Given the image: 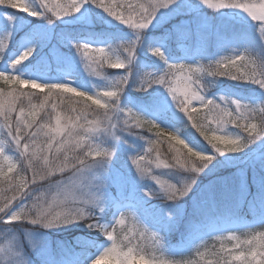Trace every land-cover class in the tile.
Wrapping results in <instances>:
<instances>
[{
  "label": "snow or ice",
  "instance_id": "obj_1",
  "mask_svg": "<svg viewBox=\"0 0 264 264\" xmlns=\"http://www.w3.org/2000/svg\"><path fill=\"white\" fill-rule=\"evenodd\" d=\"M180 0H39V7H34L29 0H0V9H3L5 21L11 22L18 14L26 17L39 19L43 17L48 24L62 17L70 16L80 12L81 8L94 7L101 10L107 17L124 25L132 30L136 39L119 45L123 56L118 55L114 49L109 47L96 46L91 43H74L72 46L81 56L84 63L91 68L92 72L100 76L105 65L112 69H124L125 72L119 75L115 83L104 89L89 94L78 90L67 82L41 83L35 79L22 78L20 75L8 71L21 65L33 53L32 47L25 48L19 55L12 58L5 53L8 47L9 35L0 38V58H6L9 62L5 70L0 71V84L7 86L0 88V133L5 139L0 140V229L13 233L11 240L0 245V253L7 251V257L11 264H26V259L19 250L18 236L16 230L27 224L36 223L38 217L47 216L48 223L44 227H51L61 217L67 216L70 219L65 223H74L83 220V208H76L80 212L77 217L70 209L61 207L71 200L74 205L84 203L99 205L101 211L105 209L102 193H97L91 182L85 183L84 173L88 170V161H102L112 153L108 148L100 145H91L92 137L101 131H107L115 139V131L127 129L144 130L154 132V139H148V146L142 153L130 156L132 166L136 173L143 174L146 169L145 163L157 169H183L190 173V178L183 183V190L177 192V186L157 176L152 175L151 180L155 181L161 188H167L179 197L185 196L195 183L196 175L212 161L213 155L202 150H194L185 139L174 135L172 131L162 128L152 119H147L131 108L117 109L120 94L129 83V67L136 59V49L144 30L148 29L158 14L165 10L166 13H174L179 6ZM188 0H185L187 3ZM199 2L211 10L239 9L247 14L252 21L258 22L261 39L264 40V0H199ZM16 10V11H9ZM164 15H160V20ZM147 50L165 65L159 74L145 72L140 80L136 91H146L148 88L158 85L163 88L170 97L175 108L183 114L188 126L194 129L199 137L212 145L214 153H234L240 151L253 139L264 136V124L252 122L255 113L259 110L264 115V104L251 106L234 99H225L221 96L220 102L206 97L208 85L204 83L206 78L225 77L234 81L251 82L264 89V64L258 61L247 50L235 54L220 56L207 65L195 62H169L159 42L149 44ZM23 86L39 92H27ZM71 93L72 97H65L64 94ZM42 94L38 103H33V97ZM75 106L65 110L61 105L64 99L73 102ZM61 100V104L57 100ZM27 101V103H25ZM123 115L119 125L112 120L113 110ZM241 130L245 133L247 140L239 136L225 135L221 131L215 134L208 132V126L223 124ZM144 139V137H141ZM17 155L11 156L5 150V144ZM166 144L174 156L169 162L161 155L160 145ZM220 144L222 147L216 148ZM75 145L79 151L84 147L83 156L76 161V171L72 165L56 169L49 177L38 176L31 168L30 162L26 159L34 153H46L51 156L56 152L63 151L65 146ZM187 145V148L184 147ZM14 146V147H13ZM155 153V155H153ZM187 157V159H186ZM200 161V167L192 164L191 158ZM175 166L174 168L172 166ZM51 177H60L58 185L60 189L53 193L45 205L35 208L38 199L44 197L36 196L39 188L48 183ZM81 189L82 194H77ZM86 189V190H85ZM151 196V193H145ZM86 197V199H84ZM55 208V211H52ZM52 215L49 216V213ZM35 213V215L33 214ZM140 222L135 213L128 210L119 211L113 221L106 225L97 222L89 224V228H95L99 232H105L106 239L110 246L104 248L99 260L113 258L116 264H136L137 258L143 264H169L163 259V255H155L145 259L140 254L143 251L139 242L133 244L139 235L141 238L148 233L147 227L142 231L129 220ZM29 231L24 230L25 239ZM123 233L121 238L120 234ZM156 245L161 247V237L157 232L150 233ZM232 241H237L232 249L224 248L210 255L219 259H209L208 253L200 252L197 247L198 260L192 264H264V232L250 234L248 239L239 241L235 235L227 236ZM220 239L221 237H217ZM17 241L15 246L13 242ZM119 241V242H118ZM126 242V243H125ZM28 243L32 244L31 240ZM121 245L126 247L123 250ZM139 249V250H138ZM79 264V262H74Z\"/></svg>",
  "mask_w": 264,
  "mask_h": 264
},
{
  "label": "rangeland",
  "instance_id": "obj_2",
  "mask_svg": "<svg viewBox=\"0 0 264 264\" xmlns=\"http://www.w3.org/2000/svg\"><path fill=\"white\" fill-rule=\"evenodd\" d=\"M33 6L38 8L39 3L38 5L34 4ZM20 15L24 16L23 14ZM160 15H164L163 20H160ZM177 17H180L177 22L178 24L175 23L177 24L176 26H170L174 32H168L166 30V33L161 40H159L157 35L153 37V32L161 29L167 22L174 21V19ZM26 18L31 19L32 17ZM43 19V17L39 18V20ZM56 21L60 22L62 26L66 24H76L86 27L101 26L103 29L113 31L115 32L114 34H118L120 36V41L111 42L94 40L91 38L79 39L76 41L72 39H59L61 37L62 28L61 26H57L55 23L48 24L45 21H41L39 24H30V22L25 24L19 17H16L15 20L8 22L5 21L3 14L0 12V26L7 28L9 41L12 42V45L13 43L16 44V48L14 50L10 48L7 55L14 58L25 48L32 47L34 51L31 56L33 58H37L38 64H45L44 67L48 68L47 70H39L40 72L35 74H21L20 76L22 78L35 79L41 83L67 82L71 86L76 87L78 90L85 91L89 94H95L105 87L113 85L116 78L119 75L124 74V69H114L117 73L115 79L99 81L97 75H95L91 68H89L86 63H84L83 59L72 45L78 42H87L96 46L109 47L110 49H114L118 55L123 56L119 45L136 39V36L132 30L112 20L110 17H107L106 14H104L101 10L94 7H82L80 12L56 19ZM27 26H33L28 34H26L27 36H24V34H19L21 28L24 29ZM229 28L235 30L234 32H236L238 38H236L234 34L228 38L224 35V31ZM260 36L261 33L259 23L252 21L251 18L248 17L247 14L242 10H211L202 5L199 0H188L187 3H185V0H180L179 6L176 8L174 13H166L165 10H162V12L158 14L157 20L154 21L148 29L143 31L140 41L137 45L136 59L131 65L137 66L142 71L143 75L145 72H151L153 74H159L161 72L156 70L152 71L154 66L150 63V61L154 60L152 54L147 50L149 44H154V41H152L154 39L159 40V46L162 47L163 51L166 49V52L169 48V41L178 42L175 47H177L185 56L184 58L179 59L170 56L167 58L169 62L191 63L199 60L200 63L207 65L209 61H214L220 56H227L247 50L248 53H250L258 61V63L264 64V40H262ZM57 39L59 43L64 42L63 48L66 51H62V49H59L53 45V42ZM165 43H167V47H165ZM8 62L9 61L7 59L3 61L0 58V71L5 70ZM105 67H107V65H105ZM164 67L165 65L163 64L162 70ZM20 68V65H18L15 69L9 68L8 71L13 72L17 70L19 72ZM13 73L17 74L15 72ZM225 80L232 86L243 87V89L246 91L248 90L249 92L255 91L254 97L250 100H244L243 98L239 97L233 98L224 91L212 96H209L206 91V97L214 99L217 102H220L219 98L223 96L225 99L238 100L241 103L251 106L264 104V89L260 88L258 85L251 82L234 81L228 78H225ZM23 90L27 92H39V90L30 89L27 86H23ZM145 92L146 93L144 97H148L152 100L156 99V103L159 106L161 105L167 108V110L175 107L170 97L167 96L166 91L160 86L154 85L148 88ZM130 93L134 96H138L136 95L137 93L134 91L133 87L128 86L126 88L125 86L123 92L120 94L119 102L117 103L112 101V103H116L117 109L131 108L137 113H146L140 104V101L134 98ZM66 95L72 96L71 93H66ZM112 114L114 117L112 119L113 122L118 124L123 114L115 109L113 110ZM252 122L259 124V110H257L255 113V119ZM121 127L123 126L121 125ZM135 130L137 129H132L130 131L118 130L116 136H119V139H115L113 135L109 134L107 131H101L92 137V141L105 148H108L109 146L110 148L114 147V153L122 150L128 152L129 155L132 153H134L132 155H136L137 153L143 152L144 149H141L140 145L145 143L143 140L136 139L137 132H135ZM137 131L139 132L141 130ZM222 133L234 137L239 136L241 139H245L246 137L245 133L232 127L231 125L225 126L222 130ZM177 135L185 139V141L189 143L190 146H193L194 150H202L207 154L212 155V149L209 147H204L201 149L192 144L184 136L179 134ZM130 143H132L131 145L133 148H129L128 144ZM165 149L168 151L167 145H165ZM5 150L7 151L6 144ZM7 153L11 156L16 155L15 153L13 154L8 151ZM111 161L113 163H117V166H112L109 163L107 166V172L101 173V178L104 181V187L102 189L103 199L104 201H108V203H110L112 213L107 221L101 223L106 225L110 224L114 217L119 214V211L124 210L125 207H127L128 210L133 211L140 222L132 221L130 218L129 223L135 224L142 231L145 229V227L148 229V233H146L143 238L138 235L137 240L133 241V244H137V242H139L140 248L143 249L140 254L144 255L145 259H148L152 255L157 257L163 255V259L167 260L169 264H192L193 261L199 259L196 252L197 247H199L200 252L209 254L207 258L219 259V257H214L210 254L218 252L222 246L227 249H232L233 245L237 242L230 241L224 243V237L235 235L239 238V241H243L248 239L252 233L264 231V229L261 228L254 230L251 229L253 228V225L249 226L248 222L245 221H233L232 223L228 224L225 222L221 226H217L216 223L213 222L212 224L217 226L214 231L209 232L207 238L204 236H199L197 238L198 243L193 247V249H191L190 252L183 249L170 251L163 246L159 248L150 235L152 231L157 233L158 231L151 229V227H149L144 222V220H142L137 215L133 204L130 201H122V195H119L122 194L124 190L131 189V192L138 196L140 192L136 190L137 187L149 184L153 186L154 189H158V185L151 179H143L145 182L141 183L142 180L138 177L130 160H119L118 158L116 159V157L112 156ZM230 167H233V169L230 170ZM155 170V167L151 169V175H153L152 173ZM133 172L134 177L133 175L128 176ZM195 175L197 180H201L202 178L204 181L198 183L195 181L188 193L180 198H186L189 196L191 203H194V205L198 207H204V210L205 208H209L206 206L213 204L214 202L215 205L213 206V209L219 206L224 207L229 203L228 198H235V208H245L249 212H254L258 206L260 211L264 210V136L253 139L251 143H247L246 146H244L238 152L214 154L213 160L207 165V167L203 168L202 171ZM154 176L166 181L165 175L163 174L157 173ZM126 181H129L127 182V186L129 188L125 189ZM109 186L115 187L119 194L111 196ZM119 196L120 198L117 200L116 198ZM145 197L148 201H152L150 197ZM218 201L219 205L217 206ZM256 202H258L259 205H254ZM231 211L232 213L234 212V210ZM170 221L173 222V224L175 223L173 218H171ZM217 228L218 230H216ZM59 230L60 228L47 230L50 232L48 235H51V233L56 234V231ZM42 232L43 231L28 233L26 240H31L32 244L35 245V247H32L29 243H27V246L29 247V258H33V256L36 254L38 256L36 250L39 251L44 249L43 252L48 254L47 248L49 244L47 243L45 237L46 235H43ZM245 233L248 234L245 235ZM82 234L83 237H81V241L89 242L86 237H89L90 235L85 233ZM101 236L106 240L107 244L98 245L94 251L88 253L86 264H90L91 259H93L96 254H98L105 247L110 246V242L106 239V237L103 235ZM120 236L122 238L123 233H121ZM217 237L221 238L218 239ZM121 247L124 251L127 250L124 245H121ZM49 259L50 257H47V260ZM54 261L52 264H57ZM63 261L64 260H62L61 263ZM30 263L31 262H27V264ZM48 264H51V262L48 261ZM136 264H139L138 258Z\"/></svg>",
  "mask_w": 264,
  "mask_h": 264
},
{
  "label": "trees",
  "instance_id": "obj_3",
  "mask_svg": "<svg viewBox=\"0 0 264 264\" xmlns=\"http://www.w3.org/2000/svg\"><path fill=\"white\" fill-rule=\"evenodd\" d=\"M36 3V0H29L32 4ZM180 17H177L174 19L172 22H176L179 20ZM55 24L58 25L55 21H53ZM34 23V21H33ZM168 23V22H167ZM65 26H76V25H65ZM95 27H89V30H87L83 35H90V36H99L102 38L110 39V40H117V37L111 34V32H108L106 30H102L103 27L98 26L95 28L94 31L98 32V34H95L94 32L92 33L91 31ZM82 33V32H81ZM234 34L236 38H238L237 34L234 33L232 30H226L225 35H231ZM131 72L129 73V85L134 88V91L137 93L135 90V87L139 86V77L141 76V71L137 66L130 65ZM114 74V70L112 68H104L103 72L101 73L100 77L103 79H106L107 77L111 76ZM208 87L207 90L209 93H214L216 91H219L220 89H224L228 92L229 95L232 97L236 96H241L243 99H248L252 94V92H249L248 90L246 91L242 87H237V86H232L229 83L226 82L224 77L220 78H206L204 81ZM0 88H6L5 85L0 84ZM251 91V90H250ZM137 95H141L140 92L137 93ZM65 96V95H64ZM68 97V96H65ZM42 98V94L38 97H33V103H38L39 99ZM77 98L73 97V102L70 103L69 100L64 99L63 104L61 107H63L65 110H69L71 107L75 106L74 101ZM27 103V101H25ZM58 104H61V100H57ZM155 102L151 101L148 103V105L153 104ZM160 111V110H159ZM161 114V113H160ZM145 117V116H144ZM161 117H163L166 122L168 121L176 131L185 137H187L192 144L195 146L203 149L204 147H209L212 149L201 137H199V134L192 129L190 126H188L186 119L183 117V114L180 113L178 110L175 111H170L166 115L161 114ZM146 118V117H145ZM134 131V130H133ZM141 137H144V139H141ZM154 132H148L147 128L144 129L143 132L137 133V138L143 140L145 143V146L147 147V141L148 139H154ZM165 145H160V151L162 157L165 155H168L170 157V153L166 151ZM14 147V146H13ZM142 147V146H141ZM129 148H133L132 145H129ZM139 148V147H138ZM140 150V148H139ZM128 152L126 151H117L115 153V157L118 158L119 160H129V155H127ZM218 154L214 153V150L212 149V155ZM155 155V153H153ZM213 160V159H212ZM115 164V163H114ZM157 169L152 173L153 175L159 173L165 175V179L167 182L176 185L177 187L180 186L181 182H185L190 178V173L187 171H183L182 169ZM233 167H230V170H232ZM162 170V171H161ZM164 180V179H163ZM195 181L198 182H203L204 179L201 178ZM142 182H145L142 180ZM145 189V190H144ZM149 189H154L153 186L147 184L143 188V195L139 196L137 201H136V206L138 208L139 214L149 223L152 225H155L159 227L161 234L166 241V243L171 244L173 246H178V245H185L190 241L189 239L192 237L193 233L199 229H201V226L207 225L209 222H220V219L229 216L230 214H233L235 217H242L245 219H250L251 216L248 214V211L244 208H235L236 205V200L235 198H228V204L224 206V209H221L220 207H216L213 209V206L208 205L205 208L206 211L208 212L204 216L203 208L202 207H197L193 203H191L190 197L186 198H180L178 202L173 203L169 201L168 203H161L160 200L152 198L151 196H148L151 198L152 201H148L146 199L145 193L148 192ZM232 199V200H231ZM219 203H217V206ZM231 210H234L232 213ZM108 216V212H104L102 217L106 218ZM173 218L175 221V225H171L170 219ZM177 228V229H176ZM85 229V230H82ZM60 233L54 234L51 233V235H48L50 232L43 231L42 234L46 235V240L47 243L49 244L48 250L51 253V256L55 257L56 260H63L64 257H66V249L69 247L70 244L75 245L77 248H79L78 245V236H82V233L93 235L94 239L93 242L90 244L88 247V250L91 251L94 250L97 246V244L103 242V239L99 235V231L96 229H89L85 228L84 225L80 222H74L69 226L61 227L60 228ZM180 233V234H178ZM16 234L18 236V243H19V250L21 251V255L27 259L29 258L28 252H29V247L27 246L28 241L25 239V234H24V226L21 229L16 230ZM177 234L180 235L179 239L177 237ZM13 233L11 231H4L0 229V245L5 244L9 240H11ZM51 236V237H50ZM28 237V234H27ZM17 241L13 242L12 246H15ZM44 250V249H43ZM43 250H36L38 253V256H33L32 259L35 261L34 263L37 264H42L41 262L44 261L46 258L45 252ZM80 250V249H79ZM48 251V252H49ZM66 251V252H65ZM0 264H11L10 258L7 257V251L5 253H0Z\"/></svg>",
  "mask_w": 264,
  "mask_h": 264
},
{
  "label": "clouds",
  "instance_id": "obj_4",
  "mask_svg": "<svg viewBox=\"0 0 264 264\" xmlns=\"http://www.w3.org/2000/svg\"><path fill=\"white\" fill-rule=\"evenodd\" d=\"M260 121L262 122V124H264V115H260ZM225 126H227V121H225L223 124L208 126L206 130L210 133L215 134L216 132L223 130ZM123 131H130V129L125 128ZM173 134L177 135L175 132H173ZM246 140H247V137H245V141ZM89 143L93 146L99 145L97 143H94L93 141H90ZM209 146L212 147V145H209ZM184 147L187 148V145H184ZM215 147L219 148V147H222V145L217 144L215 145ZM108 150L112 153L111 156H108L106 159H104L102 163L100 161H93V160L88 161V165H87L88 170L84 173V176L86 177L85 183L87 184L88 182H91L92 185L94 186V190L97 193H102V189L104 187V181L101 178V173L107 172L108 170L107 166L110 163L113 153H114V149L108 148ZM84 151H85L84 147H81L80 150L77 151L75 145H69V146H65L63 151L56 152L51 156L47 155L46 153L38 152V153H34L30 155L26 159L30 162L32 170L36 172L38 176L49 177L52 171L56 169L64 168L67 165H72L73 171H76V168H75L76 161L83 156ZM168 153L171 154L170 157L168 155H165L164 159L171 162L174 156V152L168 150ZM191 160H192L193 165L197 167L201 166L200 161L196 160L194 157L191 158ZM143 167L146 169V171L143 174L137 173L138 177L141 180L151 179L152 177L151 169L154 166L148 163H145ZM172 167L174 168L175 166L173 165ZM59 179L61 178L51 177L47 184H45L43 187L38 189L36 193L37 197H40L41 193L45 195L43 198L38 199L37 203L35 204V208H39L41 207V205L46 206L47 200L49 198H53V193L59 191L60 186L57 183ZM183 183L184 182H181L180 186L177 187V192L183 190ZM82 191L83 190L81 189H77V194L81 195ZM146 193H151V197L160 200L161 203H168L169 201L176 203L180 199V197L174 194L171 190L167 188H161L159 185H158V189H149L148 192ZM84 199H86V197H84ZM61 207L70 209L77 217H79L81 213L76 211V208H83L84 209L83 215L85 218L83 220H78V222L82 223L85 228H89L88 227L89 224H95L97 222H100V219L103 213L105 212V209L101 211L98 204L95 206L92 205L91 203L86 204L83 202V200L79 205H74L72 201L69 200ZM52 211H55V208ZM33 214L35 215V213ZM51 215H52V212L49 213V216ZM68 219H70V217L64 216L56 220L53 223V226L44 227V224L49 222L48 217L47 216L38 217L36 219V223L25 225L24 230L29 231V232H40L43 230L58 229L61 227H66V226L71 225L72 222L70 223L64 222L65 220H68ZM260 228L264 229V226H261ZM89 229H95V228H89ZM260 232H264V231H260ZM100 234L105 236V232H100ZM247 234L248 233H245V235ZM237 239L239 238L237 237ZM230 241H232V239L229 237L223 238L224 243H227ZM103 250H101L98 254L94 256L93 259H91L90 264H97V260L99 259V256L103 253ZM26 264H27V261H26ZM99 264H116V261L113 258L109 257L104 260H99ZM139 264H143V262L139 261Z\"/></svg>",
  "mask_w": 264,
  "mask_h": 264
}]
</instances>
